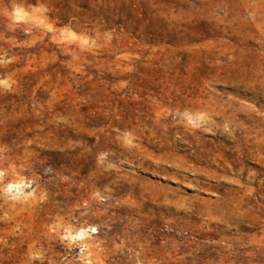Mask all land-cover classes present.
I'll return each instance as SVG.
<instances>
[{"label": "rangeland", "instance_id": "rangeland-1", "mask_svg": "<svg viewBox=\"0 0 264 264\" xmlns=\"http://www.w3.org/2000/svg\"><path fill=\"white\" fill-rule=\"evenodd\" d=\"M3 80L0 264H264V0H0Z\"/></svg>", "mask_w": 264, "mask_h": 264}, {"label": "clouds", "instance_id": "clouds-1", "mask_svg": "<svg viewBox=\"0 0 264 264\" xmlns=\"http://www.w3.org/2000/svg\"><path fill=\"white\" fill-rule=\"evenodd\" d=\"M4 16L7 18L9 22V26L15 28L17 25L26 24L29 21H35L36 23H40L41 21L38 20L37 17L33 16L29 13L28 10L22 4L13 3L10 9H6L4 11ZM81 43L83 45H87L89 43L87 38H83ZM0 85H3L5 88L10 87V83L7 80L0 81ZM186 126L191 128H199L201 127L202 123L205 121V114L204 113H194L190 111H183L175 114ZM12 188L10 185L8 189L5 191H9ZM24 188L22 185L15 186V193L16 195L22 194Z\"/></svg>", "mask_w": 264, "mask_h": 264}]
</instances>
